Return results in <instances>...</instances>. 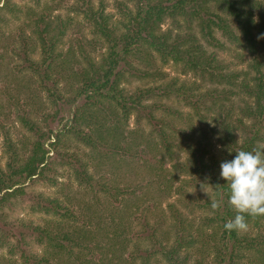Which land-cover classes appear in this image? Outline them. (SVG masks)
I'll return each mask as SVG.
<instances>
[{
    "label": "trees",
    "instance_id": "trees-1",
    "mask_svg": "<svg viewBox=\"0 0 264 264\" xmlns=\"http://www.w3.org/2000/svg\"><path fill=\"white\" fill-rule=\"evenodd\" d=\"M11 2L0 0V5L3 4L0 13L9 10L18 18L20 12L11 9ZM81 3L74 12L81 14L83 17L80 21L93 29L89 42L84 35H77L68 45L65 44L63 40L70 37L69 29L80 22L77 24L72 18H57L55 24L49 13L51 8H41L39 0L36 1V8L30 7L25 13V27L19 31L23 40L20 41L23 59L28 64L27 68L40 78L53 104L60 108L66 106L60 111L55 110L51 123L65 110L69 119L61 129L54 131L47 121L33 120L31 110L24 115L19 114L17 120L21 126L35 137L30 150L26 152L12 143L2 125L6 131L5 152L10 156V163L7 172L0 167V203L24 195L22 184L27 180L50 179L47 175L52 171L47 162L49 154L57 152L67 134L76 136L90 148L83 158L89 156V159L102 160L105 156L108 158L109 154L116 157L119 152L125 155L128 151L132 156L126 160L121 155L110 169L111 172L115 171V177L100 174L98 182L88 170L89 163L76 158L72 163L74 177L79 184L83 182L90 192L85 193L86 196L79 198V201H74L73 209L69 208L65 199L38 196L34 210L45 215L53 214L56 220L47 221L44 225H17L12 221L3 223L0 226V251L11 237L7 233L13 232L21 237V243L35 234L39 243L47 245L42 257L26 254L27 251L23 249L21 264H191L192 260L195 264H248L242 262L247 251L253 255L251 264H264V233L251 238L239 231L224 229L222 233L226 237L219 244L216 241L197 242L195 232L199 230L204 234L206 230L204 227L199 229L196 217L192 216L197 209L211 208L212 199L218 200L223 195L228 200L226 181L218 173L217 164L221 156L234 157L237 150L262 149L256 144L263 140L261 136L264 131V61L255 59L253 62V68L257 71V76L253 78L255 85L245 80L241 85L236 83L240 73H223L227 65L220 61L218 51L225 47L216 34L222 32L223 37L242 45L233 32L231 22L224 17V14L230 13L238 22V31L249 45H253L254 29L257 27L252 10H264V0H128V4L120 3L124 20L117 27L110 25L103 1L99 7L95 6L93 0H81ZM5 21L0 15V24L5 25ZM166 22L170 23V28L163 31L161 28ZM26 33L40 40L37 43L42 48L40 62L32 57L36 53L32 49L35 43ZM98 40L106 45L104 51L95 57L87 54V43L96 44ZM133 57L137 58L138 63L132 61ZM156 61L163 67L168 64L182 66L181 74L186 77L191 74V80L161 81L154 87L136 86L135 89L124 86L135 80L162 79L160 74L153 71ZM56 73L60 81H73L74 93L67 99L54 88L56 80L53 75ZM216 79H221L229 88L220 91L217 87L205 86ZM185 107L188 108V122L186 129H182L173 121L181 119L182 108ZM105 108L109 109V115L103 118L92 114ZM155 110L162 113L160 118ZM132 118L136 128L129 130ZM247 119L252 120V125L244 123ZM64 120L65 117L60 118L59 124ZM145 121L149 122L150 127H155L147 136L142 129ZM241 129L247 132V138L240 146L236 133ZM159 140L163 142V147H159ZM123 142L127 146L124 149L121 147ZM103 144L109 148L105 152L99 151ZM146 148L155 152L153 159L157 166L134 163L137 152L140 154L139 160H143L141 156ZM177 154L182 160L173 163ZM232 158L228 157L227 160ZM105 163L101 161L103 166H106ZM168 164H173L175 172L186 176L185 184L173 176ZM155 176L157 180L164 179V185L156 192L158 197L165 193L168 197L177 195L175 201L168 203L166 210L162 200L152 202L150 193L140 197L130 191L135 183ZM191 176L205 178L202 184L196 185L200 189L202 185L205 188L208 181L215 192L207 193L212 199L207 197L203 200L201 194L191 196L187 193V180ZM116 200L118 205L111 202ZM101 205L105 208L101 210L102 213L98 210ZM143 214L145 216L142 217ZM223 214L228 220L234 217L235 212L227 204ZM155 216H159L158 220ZM0 217L8 220L2 213ZM139 220H142L143 228H149L152 223L153 227L160 222L168 223V229L162 234L169 240L167 245L157 239L160 234L156 229L155 234L145 239L153 243L152 249L144 250L142 244L138 243L139 246L130 251L133 243L129 233L134 230L141 233L136 224ZM247 220L249 225L254 223L258 227L264 221V216H249ZM80 221L84 225H79ZM204 222L213 224V219L205 217ZM133 245L136 246V243ZM213 252V257L209 259ZM159 253L165 254V261L157 260ZM197 254L203 255L201 262ZM15 255L14 250L0 256V264H16L11 261Z\"/></svg>",
    "mask_w": 264,
    "mask_h": 264
},
{
    "label": "rangeland",
    "instance_id": "rangeland-1",
    "mask_svg": "<svg viewBox=\"0 0 264 264\" xmlns=\"http://www.w3.org/2000/svg\"><path fill=\"white\" fill-rule=\"evenodd\" d=\"M11 4L13 5L11 9H14L18 13V18H15L14 15H12L9 10H4L0 13L1 17L6 19L5 25L0 24V167L7 172L8 170V163H10L9 155L6 154V146H5V139H6V131L2 129V125L6 128L8 131L9 137L12 139V143L17 144L23 151H29L32 143L35 139L33 134L23 126H21L20 122L17 120V116L24 115L27 111L31 110L33 113V120L35 121H47L50 123V127L54 131H58L61 129L63 124L69 119L68 114L65 111H61L54 123H51L52 121V114L55 112V110L58 109V111L61 110V108L57 105L55 106L53 104V99H50L49 92L47 89L44 88V84L40 80V78L37 76V74L34 73V71L29 70L28 64L23 59V51H21L20 46L21 42L23 40L19 36V31H22L21 29L25 27V13L30 7L36 8V1L38 0H11ZM103 1V5H105V12L110 17V25L113 27H117L120 25V22L124 20V15L120 9V3L124 2L128 4V0H93L96 7L100 6V2ZM40 7L48 9L51 8L52 19L54 20V23L57 24L56 19L62 18L64 20H68L72 18L74 22L78 24V26H75L74 28H70L68 31V35L70 36L68 39L67 37L63 40L65 44L73 41L77 35L81 36L84 35L85 39L88 41L92 38V28L84 23V21H80V19L83 17L81 14L78 15L76 11V7L82 5L81 0H39ZM1 4L0 6H2ZM253 12V18L255 20V25L257 28L254 29V44L249 45L246 41V38L241 35V33L238 31V22L235 20L234 17L230 16V13L224 14V17L228 19L231 23V27L233 29V32L236 36L239 37V39L242 42V45H239V43L235 42V40L230 41L227 38L222 36V32H219L216 34V36L221 39L224 43V49H220L218 51L220 56V61L222 63L227 65V68H224L223 73L230 71L235 73H240L239 79L236 83L240 84L243 83V81H247V83H251L252 85H255L256 82H253V78L257 76V71L253 68V62L255 59H259V61H264V30L260 31V29H264V10L262 9H254ZM19 19V20H17ZM172 23V21H171ZM196 23V22H195ZM170 28V23L166 22L162 25V30L165 31L166 29ZM29 33V32H28ZM261 33V36H260ZM26 35L31 38V42H34L35 44L32 46V49H35L36 53L32 56L33 59L37 62H40L42 59V48L39 43V39L36 36L30 37L29 34L26 33ZM90 41V40H89ZM88 41V42H89ZM86 51L87 54H91V56L95 57L98 56L101 52L104 51L106 45L103 44L101 40H98L96 44H90L87 43ZM204 44V43H203ZM68 45V44H67ZM34 47V48H33ZM61 47V46H60ZM64 47V46H63ZM66 47V46H65ZM205 47V44H204ZM210 51H215L213 48H209ZM65 51V48H64ZM154 58L157 59L156 54H154ZM137 58L133 57L132 61L137 62L135 60ZM61 62V61H59ZM155 67L153 68V71L160 74L162 79L153 81L152 79L148 80H135L130 83H125L124 86L128 89H135L137 87H148L152 85L154 87L155 85L161 84L160 82H170L175 81L179 79V81L186 79L191 80V74L187 77L186 75H183L182 72V66L177 65H164L161 66L159 61H156ZM158 70L160 72H158ZM56 82V87L59 94H64L63 97L65 99L69 98L73 93L74 89L72 87L73 81L70 80H58L59 74L53 75ZM133 80V79H132ZM131 80V81H132ZM52 85V83H51ZM241 85V84H240ZM206 87L210 88H218L220 91H223L224 89L229 88V86L223 81L215 80V82L209 84L207 83L205 85ZM239 86V85H238ZM53 87V86H52ZM233 91H236V88H233ZM223 95V94H222ZM69 96V97H68ZM239 96V94L237 95ZM234 96V98L237 100L238 97ZM241 98V96H239ZM83 101H81L82 103ZM148 102V101H147ZM148 103H152L151 100H149ZM59 104H61L59 102ZM172 105V103H169ZM106 107H109L108 105ZM32 109H37L33 111ZM181 109V108H180ZM183 110L181 119H175L173 122H176L179 124V126L182 129H186L187 122H188V115L187 111L188 108L185 107ZM28 113V112H27ZM93 115L96 114L99 116V118H103L104 116L109 115V109H103L101 111L98 110V112H93ZM155 114L158 118L162 116V113L159 110H155ZM65 117V120L59 124L60 118ZM149 122L145 121L142 125V129L144 128L143 134L146 136L149 135L150 130L153 131L155 129L150 127L148 125ZM154 124L156 121L153 122ZM244 123L246 125L250 126L252 125V120H244ZM136 128V124L134 119L132 118L129 121V130ZM141 128V127H140ZM248 130V128H247ZM249 132V130L247 131ZM247 132L244 129L238 130L236 133V140L238 141V144L241 146L246 138H247ZM65 135V134H64ZM262 141H258L256 144V147H261L264 149V131L262 133ZM65 141H62L57 148V152H50L49 159H48V165L49 168L52 170L51 173L47 174L50 178L49 180H27L22 185L24 186L25 194L21 195L18 198H13L9 201H4L0 203V213L4 214L8 217V220L5 218L0 217V226L3 225V223H9V221L15 222L17 225L20 224H40L44 225L47 221H54L56 218L54 216L45 215L44 213H38L34 210V205L37 202V198L40 195H46L50 198H59L62 201L64 199L68 202L67 205L70 209H73L75 207L74 201L80 200L79 198L85 197L86 194L90 189L86 187V185L82 182L80 184L78 181H76L73 173V161L75 159L85 160V162L89 163L90 172L93 174L95 182H98L100 180L101 175H105V177H115V171L111 172L110 169L113 168V164L116 162L118 158L122 155V159H130L129 156H132V154L127 152V154L124 155V152H119V156L117 155L114 157V155L109 154V157L105 156L104 159L98 160V159H89V156L86 158H83L82 156H85L87 153L90 152V148L83 144V142L79 141L76 136H72L70 134H67L64 138ZM51 141H54L53 139ZM159 147H163V142L159 140L158 142ZM174 144V141L173 143ZM167 145V143H165ZM164 145V146H165ZM47 147V146H46ZM103 147V148H102ZM123 149L126 146V144L123 142L122 146ZM102 152H105L109 148L106 146V144H103L100 148ZM219 148L216 149L218 151ZM145 153L143 154L142 161L139 160L140 154L137 152L134 156V163L140 162L144 164H151L157 166V163L154 162L155 159H153V156L155 152H152V150L146 148ZM96 153H94L95 156ZM226 155V154H224ZM229 154L227 153V156ZM93 156V157H94ZM176 160H174L173 163H177L178 160L181 157H179V154L175 155ZM221 156L219 158L217 166H219L218 173L220 175V164L221 162L227 160L228 157H233L229 155L228 157ZM101 161L106 162L105 165L101 164ZM150 162V163H148ZM101 164V165H100ZM101 170L99 169V167ZM167 167H170L172 171V174L175 178H179L181 184H185L186 176H182L178 174V172H175V169H173V164H168ZM118 170L121 171V169L118 167ZM128 170V169H127ZM217 171V170H216ZM101 174V175H100ZM157 177L155 176L152 179L145 178L142 182L135 183L134 187H130V191L135 192L138 196H144L147 193H150V195L153 197L152 202H156L158 200L163 201V207L166 210V207H168V203H172L177 198V195H172L168 197V194L165 193L161 195V197H158V194L156 193L158 191V188L160 186L164 185V179L157 180ZM196 176H191V178L187 183L188 187V194L189 195H198L201 194L204 198L209 197L212 199V196H209L207 193L214 194L213 191L214 188L210 187L208 185V181L205 182V190L198 188L196 185L202 184L205 178L202 176H198L196 180ZM180 183H177L179 185ZM131 185V184H130ZM176 185V186H177ZM136 186V187H135ZM216 191V190H215ZM90 192V191H89ZM196 197V196H195ZM223 198V203L221 205V208L219 209V213L216 212V210H213L212 208H200L197 209L194 215L196 218V225H199L200 227H204L206 232L202 234L199 230L195 232L197 235V242H205L210 241L211 243L216 241L217 244H219L220 241L223 240L224 237H226L225 234L222 233V230H224V224L225 219L227 220V217L224 216L223 211L225 206L228 204V200H226L223 195L221 196ZM220 197V198H221ZM214 200V199H212ZM1 201V198H0ZM104 201V200H103ZM115 202V205H118L119 202ZM98 210H105V208L101 205ZM101 211V213H102ZM104 213H107V211H104ZM145 216L144 214L142 217ZM151 217L150 215H148ZM139 217V214L137 215ZM157 217V220L159 216ZM205 217H210L213 219V224H206L204 222ZM59 218V217H58ZM137 229L141 230V233L136 232L135 230L132 231L131 239L132 246L129 247L130 251L133 250V248L137 247L138 243L142 244V249H152V244L148 242V240H145L147 237L155 234L156 229L159 230L158 234H160V237L157 238L158 240L164 241V244L167 245V242H169L168 239H165L166 237H163V232L168 229L169 224H164L163 222L157 223L156 226L153 227L152 225L148 227H142V220H139L136 222ZM79 225H84L82 221L79 222ZM162 226V227H161ZM196 226V227H197ZM11 227V226H9ZM240 233L249 235L251 238L257 237L258 234L264 233V221L259 224L258 227L254 225V223H251L247 230L239 231ZM13 232L7 233L8 236H11L7 242V244L2 248L0 251V256L8 255L10 251L16 252V255L14 256L11 261H15L16 264H21L23 261L22 251L23 249L26 250V254L29 255H35L37 257H42L45 253V249L47 245L45 243L41 244L37 241V235L33 234V236H29L26 238V240L21 243V237L17 234H12ZM13 235V236H12ZM157 235V233H156ZM173 239H171L172 241ZM252 240V239H250ZM147 242V243H144ZM144 243V244H143ZM21 244V245H20ZM140 244V245H141ZM245 244V243H244ZM139 246V245H138ZM128 250V252H130ZM131 253V252H130ZM215 252L210 256L209 259L213 257ZM165 255V254H164ZM162 253H159L157 255V260L159 261H165V257ZM206 256V252H205ZM245 263L251 264L253 255H250L248 251L243 255ZM72 259V258H71ZM197 259L199 262L202 261L203 255L197 254ZM191 264H195L194 260L191 261Z\"/></svg>",
    "mask_w": 264,
    "mask_h": 264
},
{
    "label": "clouds",
    "instance_id": "clouds-1",
    "mask_svg": "<svg viewBox=\"0 0 264 264\" xmlns=\"http://www.w3.org/2000/svg\"><path fill=\"white\" fill-rule=\"evenodd\" d=\"M220 177L226 181L228 204L235 212L225 230H247V217L264 216V149L237 150L231 160L221 162ZM202 190L206 191L203 185ZM222 203V197L213 200L211 208L217 210Z\"/></svg>",
    "mask_w": 264,
    "mask_h": 264
}]
</instances>
